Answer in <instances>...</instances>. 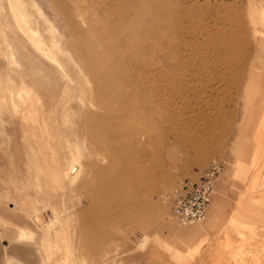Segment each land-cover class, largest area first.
Segmentation results:
<instances>
[{"label":"rangeland","instance_id":"374dc122","mask_svg":"<svg viewBox=\"0 0 264 264\" xmlns=\"http://www.w3.org/2000/svg\"><path fill=\"white\" fill-rule=\"evenodd\" d=\"M23 1L25 11L37 16L38 10L53 30L49 36L58 39L55 53L65 74L46 63L38 74L24 75L50 124L38 134L32 129L33 143L67 163L75 155L81 170L74 184L56 191L36 177L34 147L19 124L25 104L18 89L9 88L19 78L6 72L2 59L0 75L9 77L12 91L0 107L9 136H0V178L6 181L0 186L10 190L6 210L26 214L34 204L46 215L54 210L70 217L63 228L74 240L75 264H264L263 236H242L249 241L237 262L223 257L234 232L204 241L175 237L207 223L208 215L203 223L182 225L167 199L216 162L221 172L212 207L217 183L235 165L245 176L246 154L238 152L240 143H248L255 153L249 156V190L245 177L242 188L262 193L264 203V0ZM29 25L36 28L33 18ZM233 182L232 175L226 178L228 194ZM18 197L24 206L16 204ZM256 229L264 233V225ZM11 243L0 227V264ZM196 244L197 253L180 259L166 247L184 252Z\"/></svg>","mask_w":264,"mask_h":264},{"label":"crops","instance_id":"0c3cea01","mask_svg":"<svg viewBox=\"0 0 264 264\" xmlns=\"http://www.w3.org/2000/svg\"><path fill=\"white\" fill-rule=\"evenodd\" d=\"M3 69L0 68L1 74ZM6 72L7 67H6ZM15 75V73H13ZM12 74V75H13ZM15 77V76H14ZM15 80V79H14ZM18 86H9L10 89L14 87L15 89L20 88L21 84L16 81ZM26 84V81H25ZM15 94V92H14ZM9 102L12 99V96L8 97ZM21 104V103H19ZM23 105V104H21ZM1 108H5V105L2 104ZM254 109V107H253ZM262 133H261V141H262V152L264 151V108L262 110ZM2 118V117H1ZM254 119V118H253ZM255 120L253 121V125ZM2 131V133H1ZM23 139L27 143H32L34 149H32L31 154V165L37 166L36 177H41L50 184L52 190H58L62 185L66 182L67 184H74L76 180L79 178H73L69 173V166L66 161V158L62 156V159H58L57 156H51V152L47 151V148L43 144H34L29 140V132L26 129L21 128ZM250 135V134H249ZM0 136L8 137L6 133V127L0 130ZM2 142L0 141V147ZM253 145V144H252ZM255 145V143H254ZM238 153L246 154L245 161V183L248 186L246 190H249V161H250V153H255V146L253 149H250V144L248 143H240ZM38 161V162H37ZM236 163V162H235ZM12 164V163H11ZM14 165V164H13ZM16 168V166L14 165ZM17 169V168H16ZM18 170V169H17ZM42 170V171H41ZM1 170V174H2ZM238 167L233 169L231 173H227L225 175V179L221 180L217 183L216 186V194L214 197L213 205L210 207L208 212V221L203 225H196L188 228H183L176 231L177 238L185 237L188 240H193L195 238H200V240H206L207 236H211L213 234H218L220 232H234L235 238L228 241L224 245V248H228L229 251H226L224 256L231 257L230 259L234 262L241 260V250L240 247L242 244L246 243L249 240H243L242 236L245 238H250L251 236H263L262 241H264V233H260L256 226L264 225V203L261 202L263 198V194L258 191H243V178L239 177ZM0 174V176H1ZM42 174V175H40ZM232 175L235 182H233V189L230 194H228V190L226 187V178ZM71 176V177H70ZM71 178V179H70ZM73 179V180H72ZM0 182L4 183L2 178H0ZM10 180V178H9ZM252 185L256 186L257 184L252 181ZM5 185L0 186V227L3 232V235L10 238L12 242L10 248L7 249L4 253V258L6 264H12L14 262L19 263L28 258H38V260L42 261V264H75V256L73 247L74 240L70 238V236L65 232L63 228V223L68 222L69 218L66 216L62 218L60 213L52 210L51 214H48V219L45 222L42 228H37L32 221L31 218L36 215V213H42V209L38 206L31 205L30 209L32 211L23 213H17L10 209V211L6 210L5 202L9 200L10 190L6 188ZM29 185L23 186L22 190H28ZM43 193V190H41ZM214 193V190H213ZM213 200V195H212ZM212 203V202H211ZM17 205L24 206L25 202L21 197L16 199ZM260 206V207H259ZM42 210V211H41ZM65 215V214H63ZM49 217H51L49 219ZM56 218V219H55ZM220 218V219H219ZM223 218V219H222ZM56 220L57 224L54 222ZM58 219V220H57ZM53 220V221H50ZM56 224H54V223ZM45 224L48 226H45ZM51 224V225H50ZM54 224V225H52ZM53 226V227H52ZM47 227V228H46ZM227 233V232H226ZM32 235V236H31ZM258 241V240H255ZM262 248H264L263 244H260ZM259 245V246H260ZM258 246V247H259ZM171 253V257L180 259L183 257V253L188 255H194L197 253L198 246L197 244L193 247H189L184 252H181L178 247L166 246ZM56 250V251H55ZM2 256V255H1ZM2 259V257H0ZM0 259V262H1ZM152 261V257L149 258ZM230 260V261H231ZM150 261V262H151ZM227 261V262H230Z\"/></svg>","mask_w":264,"mask_h":264},{"label":"bare ground","instance_id":"6f19581e","mask_svg":"<svg viewBox=\"0 0 264 264\" xmlns=\"http://www.w3.org/2000/svg\"><path fill=\"white\" fill-rule=\"evenodd\" d=\"M22 1L21 0H0V62L2 59H4L5 62H7L8 71H11V72L13 71L19 78L18 82H20L21 86L20 88H18L17 97L18 99H21L22 100L21 102L25 104V110L19 113V117H20L19 124L21 128L28 130V132L31 130L29 133L30 134L29 140H31V142H34L35 134L32 132V129H36L37 134H38L40 133L42 128L49 129L50 124L45 123L47 119H45L46 121H43V118H41L42 116L39 114L41 101H38L35 99L34 90L30 86L25 84L24 75H28L29 73L34 74V75L38 74L39 70L44 69L48 66L46 63H48L51 67H53L55 71L61 74L64 72V67L60 59L57 58L56 53H55L56 51L59 50L58 39L57 40L55 39L54 37L55 35L51 36L50 34L49 36V33H51L53 30L49 28V26L43 19V15H41L38 10L36 12L37 16H35V14L33 16L30 13V10L28 8L27 10L29 11H25L26 9L24 7L29 6V4L25 5L24 1L23 2ZM32 18L33 20H35V23H36V28L34 27V29H31L29 25V20ZM18 36L21 37L25 42H27V44L31 47L30 50L27 49L18 40ZM33 53H36L38 58L41 60L36 58ZM20 54L21 55L23 54V56L25 54L26 57L24 56L25 57L24 60L22 59V56H19ZM3 65H4V62H3ZM63 77H65L64 73H63ZM35 79L38 80V78H35ZM6 80H10L8 76ZM6 80L3 79L0 75V107L4 103L7 93H10L8 92L9 89H8V85H7L8 83ZM9 82L12 85L16 84V81L10 80ZM12 88L14 89V87ZM13 108L17 112L19 111L17 110L19 109L17 105L13 104ZM65 111L67 112L66 109H64V112ZM61 113L63 114V112ZM2 127H3V120L0 119V130H2ZM68 166H69V173L71 174L73 178H76L79 175L81 168L78 163L77 157L75 155H72L70 161L68 162ZM216 180L214 181V183L216 182ZM214 183H213V190H214ZM212 195H213V192H212ZM211 202H212V198H211ZM210 205L208 207L207 214H206L204 221L207 219ZM50 218L51 217H49V219ZM31 219H32L31 222H33V224L37 228H42L44 223L45 222L47 223V221L45 220H47L48 218H47V215L44 214V212L42 211V213L40 212L36 213V215L33 216V218ZM55 219H54V222L56 221ZM204 221H202L201 223H203ZM55 223L57 224V222ZM182 225H194V224H182ZM45 226L47 225L45 224Z\"/></svg>","mask_w":264,"mask_h":264},{"label":"built area","instance_id":"2783aa9c","mask_svg":"<svg viewBox=\"0 0 264 264\" xmlns=\"http://www.w3.org/2000/svg\"><path fill=\"white\" fill-rule=\"evenodd\" d=\"M221 172V164L212 162L196 182L183 181L167 196L174 216L182 224L204 221L211 203L213 183Z\"/></svg>","mask_w":264,"mask_h":264}]
</instances>
